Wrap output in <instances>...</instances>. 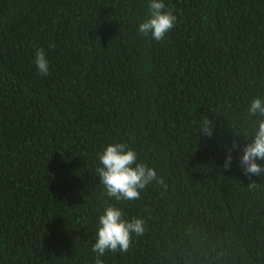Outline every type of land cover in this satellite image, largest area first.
Instances as JSON below:
<instances>
[{"label":"trees","instance_id":"obj_1","mask_svg":"<svg viewBox=\"0 0 264 264\" xmlns=\"http://www.w3.org/2000/svg\"><path fill=\"white\" fill-rule=\"evenodd\" d=\"M149 3L0 0V264H96L109 205L145 232L103 264H264V175L241 166L264 119L248 114L264 0H164L177 23L161 42L138 33ZM114 143L164 183L108 198L95 167Z\"/></svg>","mask_w":264,"mask_h":264},{"label":"clouds","instance_id":"obj_2","mask_svg":"<svg viewBox=\"0 0 264 264\" xmlns=\"http://www.w3.org/2000/svg\"><path fill=\"white\" fill-rule=\"evenodd\" d=\"M176 23L177 16L173 10L166 8L164 0H150L148 17L139 25L138 33L143 36L150 35L156 42H161L174 29ZM50 47L54 48L55 45ZM34 63L40 75H49V61L42 48L36 51ZM248 114L250 116L259 114L264 117V100L254 99L249 105ZM203 125L202 133L211 138L214 134L213 128L206 117L203 119ZM236 147L238 145L233 142V148ZM137 159L136 151L127 143L109 144L101 151L95 174L99 177L108 198L135 201L140 198V190L153 181L158 184L164 183L154 168L138 163ZM258 161H264V119L260 120L252 142L243 149L241 166L249 178L264 175V165ZM231 162L232 156L229 154L225 161V169H230ZM249 186L255 187L256 184L252 182ZM144 225L145 221L141 218H133L131 221L125 219L123 211L118 207L112 205L105 207L103 214L99 216L96 242L92 247V251L98 254L96 264H103L100 257L109 252L127 253L133 244L132 235L142 236L145 232Z\"/></svg>","mask_w":264,"mask_h":264}]
</instances>
